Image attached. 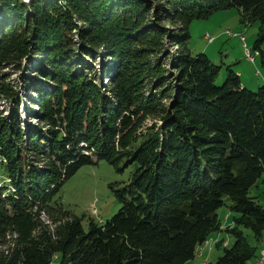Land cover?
Returning <instances> with one entry per match:
<instances>
[{"label":"trees","instance_id":"trees-1","mask_svg":"<svg viewBox=\"0 0 264 264\" xmlns=\"http://www.w3.org/2000/svg\"><path fill=\"white\" fill-rule=\"evenodd\" d=\"M231 8L258 25L259 50L264 0H0V264H186L226 205L235 238L213 264L256 257L240 227L264 237L249 195L264 179V84L231 67L216 84L221 68L187 48L193 20ZM87 57L109 62L107 84ZM31 58L51 83L24 80L27 126L3 70ZM123 156L136 165L113 190L119 211L85 229L54 197L82 165Z\"/></svg>","mask_w":264,"mask_h":264},{"label":"rangeland","instance_id":"rangeland-1","mask_svg":"<svg viewBox=\"0 0 264 264\" xmlns=\"http://www.w3.org/2000/svg\"><path fill=\"white\" fill-rule=\"evenodd\" d=\"M29 0H22V2H28ZM240 13L237 9L231 8V10H221L218 13H214L206 20L199 19L193 20L190 23V40L188 42L187 48L192 53L196 55L198 53H205L208 55L209 59L218 65L221 70L217 74L216 84L221 85L227 78L226 69L231 67L235 72H241V85L246 89L256 91L260 88V85L264 84V42H262L258 49H254V42L258 39L257 30L258 25H244L240 22ZM230 31L234 36L225 34L226 31ZM209 37L213 38V41H209ZM254 54L252 61L245 58L247 49ZM257 50V51H256ZM171 51V50H170ZM92 75H97V79H102L103 83L107 84L106 77L104 75L108 72L105 69L104 64L109 62H103L100 57L96 60L89 59ZM38 63L37 58H31L22 63L20 69H16L14 66L6 67L3 71L8 73L9 81L15 86L19 87V103L18 111H20V117L25 124L35 123L32 118L27 117L28 107H31L30 101L32 98H36L35 94L31 91L26 90L27 88L23 86L24 80L28 81L30 79H37V81L42 83H51L47 79L35 70ZM105 70V71H104ZM23 94V96H20ZM10 105L8 103L2 105V108L9 112ZM154 121L148 118L145 124L142 126V130L145 127L152 124ZM136 162H132L130 156H123L119 164L114 166L113 164L106 162L105 160H95V163L82 165L77 173L65 181L62 185L60 191L54 197L55 201L61 203V206L68 213L78 216L82 220V224L85 229H88V220L93 219L94 222H104L109 220L111 216L115 215L120 209V202L113 190L116 188H122L129 182L130 176L134 172ZM264 179L260 180L257 185L253 186L250 190V196H257V200L260 204L264 206ZM228 206H222L217 214L219 218L223 221L224 227L226 226L225 216L228 213ZM233 214L230 216V222H233ZM42 220V217H41ZM42 222H48L46 218ZM234 223V222H233ZM231 224V223H229ZM227 224V225H229ZM227 227V226H226ZM229 227V226H228ZM232 227V226H231ZM245 234L248 236V242L252 246H257L256 257L259 258V254L264 249V237L260 242H256L252 239L253 235L251 230L240 227ZM217 234L223 237L224 242L229 244V247L233 245L235 236L223 228L222 231L216 232L211 235L210 238H214ZM227 244L225 245L226 247ZM204 245L202 244L200 248ZM206 249L203 247V255H206ZM223 247H215L214 251L211 252L210 258L213 263L222 254ZM254 259L250 263L254 262ZM190 264H200L201 260L194 257L190 260ZM189 261V262H190ZM53 264H57V255L52 259ZM187 264V263H186Z\"/></svg>","mask_w":264,"mask_h":264},{"label":"crops","instance_id":"crops-1","mask_svg":"<svg viewBox=\"0 0 264 264\" xmlns=\"http://www.w3.org/2000/svg\"><path fill=\"white\" fill-rule=\"evenodd\" d=\"M237 74L238 75H240V77H242V75H241V72H238L237 71ZM264 183V182H263ZM258 184V183H257ZM230 216L231 215H229L228 216V214H226V216H225V219L224 220H226V226H229V227H231V226H233L234 225V223L233 222H230ZM219 217V216H218ZM229 223H231V224H229ZM227 224H229V225H227ZM224 227V224L222 225V229L224 228H227V227ZM218 232H220V231H217V233ZM216 233V232H215ZM212 235V234H211ZM218 241H222V244L223 245H226L227 243L226 242H224V240H223V237H220V236H218L217 234H215L214 235V238H210V240H208L207 239V242H204L203 243V247H205L206 249H204L203 251H206V255L204 256L203 255V253H201L202 252V249H203V247L202 248H200L199 249V247H198V249H197V252H196V257L197 258H199L200 260H201V263L200 264H210V263H212V262H210L211 261V259L212 258H210V256H211V252H213L214 251V249H215V247H218V245H216L217 244V242ZM227 246H229V244H227ZM198 254H200V256L198 255ZM257 261V259H254V262L253 263H247V264H254L255 262ZM191 263V261L189 262V263H187V264H190Z\"/></svg>","mask_w":264,"mask_h":264},{"label":"built area","instance_id":"built-area-1","mask_svg":"<svg viewBox=\"0 0 264 264\" xmlns=\"http://www.w3.org/2000/svg\"><path fill=\"white\" fill-rule=\"evenodd\" d=\"M225 34L230 35V36H234V34H231L230 31H228V30L226 31ZM209 41L212 42L213 38L209 37ZM244 48L247 49V47H245V46H244ZM245 58L248 59L249 61H252L254 58V54L247 49ZM205 242H207V240ZM198 255L200 256V254H198ZM254 264H264V249L261 251V253L259 254V258H257V261Z\"/></svg>","mask_w":264,"mask_h":264}]
</instances>
